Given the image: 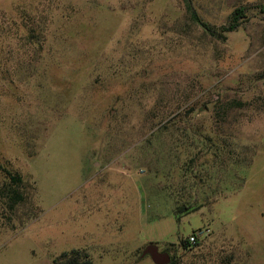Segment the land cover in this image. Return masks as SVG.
I'll use <instances>...</instances> for the list:
<instances>
[{
    "label": "rangeland",
    "instance_id": "rangeland-1",
    "mask_svg": "<svg viewBox=\"0 0 264 264\" xmlns=\"http://www.w3.org/2000/svg\"><path fill=\"white\" fill-rule=\"evenodd\" d=\"M192 2L215 24L264 4ZM3 169L31 203L0 204V264L73 248L155 264L149 243L175 264H264V13L217 42L182 0H0V182Z\"/></svg>",
    "mask_w": 264,
    "mask_h": 264
},
{
    "label": "trees",
    "instance_id": "trees-1",
    "mask_svg": "<svg viewBox=\"0 0 264 264\" xmlns=\"http://www.w3.org/2000/svg\"><path fill=\"white\" fill-rule=\"evenodd\" d=\"M184 4L185 13L188 16V19L191 23L195 24L198 28H200L202 34L207 37L209 40H214L217 42H224L226 38V34L236 30L242 24L246 23L250 16H252V12L256 9L258 11L264 13V4L254 5L251 3L241 4L232 8V10L226 15L224 22L220 24H215L204 20L198 10L195 8L192 0H182ZM123 66V64H120ZM175 117H171V123L174 122ZM185 126L183 127V129ZM209 140V137H206ZM240 148L235 154V158L232 159V163H235L236 160L239 161V164L245 165L249 161L248 152L252 149L250 145H241ZM234 153V149L229 151ZM4 178L0 182V204L5 210H11L13 214L20 207H24L25 203H31V201H27L28 196L24 191V182L22 177L15 172H11L7 169H3ZM202 202H194L193 204L188 202L181 203L180 206L176 207L173 210L175 218L178 220L182 214H186L193 210L198 209L202 204ZM32 209V208H31ZM30 207H26V211L23 212L22 215H17V219L19 224H22L23 221L30 217L32 213ZM199 242V241H198ZM196 242L195 244H197ZM172 244V243H170ZM181 244L184 247H191L186 242V239L181 240ZM166 252V251H165ZM170 256L169 264H175L176 261ZM52 264H92L88 254L84 249L73 248L69 251H64L56 255L52 259Z\"/></svg>",
    "mask_w": 264,
    "mask_h": 264
},
{
    "label": "water",
    "instance_id": "water-1",
    "mask_svg": "<svg viewBox=\"0 0 264 264\" xmlns=\"http://www.w3.org/2000/svg\"><path fill=\"white\" fill-rule=\"evenodd\" d=\"M145 254H148L155 264H166L170 260L169 254L165 251H159L153 243L147 244L142 249L140 256H143Z\"/></svg>",
    "mask_w": 264,
    "mask_h": 264
},
{
    "label": "built area",
    "instance_id": "built-area-1",
    "mask_svg": "<svg viewBox=\"0 0 264 264\" xmlns=\"http://www.w3.org/2000/svg\"><path fill=\"white\" fill-rule=\"evenodd\" d=\"M209 232L210 229L208 226L199 227L187 236L186 242L190 245H194L196 242L200 241L202 238L208 235Z\"/></svg>",
    "mask_w": 264,
    "mask_h": 264
},
{
    "label": "flooded vegetation",
    "instance_id": "flooded-vegetation-1",
    "mask_svg": "<svg viewBox=\"0 0 264 264\" xmlns=\"http://www.w3.org/2000/svg\"><path fill=\"white\" fill-rule=\"evenodd\" d=\"M159 251L163 252V251H165V250L162 249V250H159Z\"/></svg>",
    "mask_w": 264,
    "mask_h": 264
}]
</instances>
